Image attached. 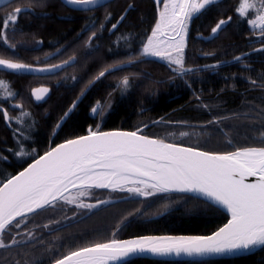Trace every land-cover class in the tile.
<instances>
[{"label": "trees", "instance_id": "16d2710c", "mask_svg": "<svg viewBox=\"0 0 264 264\" xmlns=\"http://www.w3.org/2000/svg\"><path fill=\"white\" fill-rule=\"evenodd\" d=\"M239 3L218 0L190 21L184 64L193 71L183 75L163 61L142 57L141 49L159 16L153 0H114L90 11L73 10L60 0H15L1 8L0 29L14 8L28 10L19 14L14 28L10 25L6 33L8 44L16 47L0 41V58L34 67L58 64L72 56L76 60L53 73L0 69V80L15 93L5 100L0 91V110L10 118L27 113L21 123L6 120L0 111V157L6 158H0V184L55 145L89 130L139 129L148 136L216 153L264 147L260 135L264 132V51H257L264 48V42L260 31L247 23L255 19V13L241 18L236 13ZM229 17L230 22L213 35L216 23ZM117 21V28L112 29ZM93 32L96 36L89 43ZM57 49H61L59 54L47 55ZM115 64L120 67L89 83ZM124 77L129 78L127 89L119 86ZM41 86L50 92L37 101L32 92ZM111 99L112 108L104 118L91 114L98 101L103 107ZM164 120L170 124L161 123ZM213 120L219 122L210 124ZM145 125L149 126L141 130ZM18 142L29 155H15ZM87 198L114 201L92 210L60 201L56 207L26 217L20 228L3 234L10 247L0 249V264H52L81 247L112 239L206 235L229 219L222 209L188 194L163 193L144 199L94 188ZM29 232L33 238L22 240ZM13 236L22 242L11 245ZM122 264H264V246L230 258L167 261L137 257Z\"/></svg>", "mask_w": 264, "mask_h": 264}, {"label": "snow or ice", "instance_id": "6c2138e0", "mask_svg": "<svg viewBox=\"0 0 264 264\" xmlns=\"http://www.w3.org/2000/svg\"><path fill=\"white\" fill-rule=\"evenodd\" d=\"M6 2L8 0H0V4ZM62 3L73 10L90 11L96 6H102L103 0H62ZM216 3L217 0H163L159 20L141 54L166 59L176 66L174 71L180 75L193 71L184 65L185 36L189 22ZM27 10L16 7L5 15L3 28L0 29V41L8 47H16L8 44L6 33L10 25L14 28L19 14ZM250 12L255 13V19L247 20V23L254 30L260 31L264 42V0H240L236 13L245 18ZM231 19L229 17L227 20H219L211 29L212 34H217ZM119 22L113 24L112 29L117 28ZM95 36L96 33L93 32L89 43ZM165 36L167 44L162 47L161 37ZM257 51H264V48ZM60 52L61 49H57L56 53L47 55L55 56ZM235 59L240 60L241 57ZM75 60L76 57L72 56L58 64L34 67L31 64L0 58V69L12 73H53ZM119 67V64H115L105 68L89 83H94ZM210 67L214 68L216 65ZM119 86L127 89L129 78L124 77ZM0 91L3 92L5 100L15 95L3 80H0ZM48 92V88L42 87L33 89L32 95L40 101ZM75 106L74 102L73 108ZM99 109L98 101L97 106L91 109L92 114H98ZM0 111H3L6 120L14 119L21 123L23 116L27 115L22 113L19 117L10 118L7 111ZM68 114L66 112L65 117ZM218 122L209 121L210 124ZM16 132L20 133L19 128ZM138 132L139 129L131 132L89 130L88 135L67 140L45 152L18 175L8 179L0 186V237L12 227L20 228L29 214L56 207L60 201L87 210L108 203L107 200H98L91 204L80 199L89 195L91 189L98 188L126 191L141 197L170 191L199 193L210 206L227 210L231 219L211 235L112 239L81 247L55 260L54 264H111L143 253L159 256L236 254L264 246V147L243 148L222 154L212 153L165 143L163 140L139 135ZM260 135L264 137V132ZM18 148L16 156L29 155L22 142H18ZM248 177L256 179L246 182ZM70 187L78 189L76 195H65ZM27 236L33 238L31 232ZM21 242L15 236L10 241L11 245ZM9 247V243L0 238V249Z\"/></svg>", "mask_w": 264, "mask_h": 264}, {"label": "water", "instance_id": "95a60500", "mask_svg": "<svg viewBox=\"0 0 264 264\" xmlns=\"http://www.w3.org/2000/svg\"><path fill=\"white\" fill-rule=\"evenodd\" d=\"M13 1H15V0H8V2H6V3H4V4H0V8L1 7H3V6H6L7 4H9V3H11V2H13ZM61 2H62V0H60ZM112 1H114V0H103V5L102 6H104V5H106V4H108V3H110V2H112ZM156 4H159L162 0H153ZM102 6H96L94 9H97V8H99V7H102ZM69 8H71V7H69ZM72 9V8H71ZM93 9V10H94ZM80 11H82V10H80ZM111 131H124V132H131V130H123V129H113V130H106V131H100V132H111ZM138 134L139 135H143V136H147V137H149V138H152V139H158V140H163L165 143H170V144H177V143H173V142H170V141H167L166 139H164V138H160V137H152V136H148V135H146V134H143V133H141L140 131L138 132ZM86 135H88V134H86ZM86 135H83V136H86ZM80 137V136H79ZM76 138H78V137H76ZM76 138H73V139H76ZM65 142V141H64ZM64 142H62V143H64ZM62 143H59V144H62ZM59 144H57V145H59ZM57 145H55L54 147H52V148H55ZM178 145H180V146H182V147H191V146H186V145H182V144H178ZM51 148V149H52ZM192 148H195V147H192ZM254 148H257V147H254ZM50 149V150H51ZM196 149H198V150H200V151H204V152H209V151H206V150H202V149H199V148H196ZM50 150H48V151H50ZM235 152V151H234ZM212 153H216V152H212ZM222 154V153H221ZM42 155H44V154H42ZM42 155H40V156H42ZM39 156V157H40ZM39 157H37L36 159H38ZM35 160V159H34ZM33 160V161H34ZM33 161H31L30 163H28V164H31V163H33ZM28 164L24 167V168H22L20 171H18L17 173H15L13 176H15V175H18L19 174V172H21V171H23L27 166H28ZM12 177V176H11ZM10 177V178H11ZM10 178H8V179H10ZM7 179V180H8ZM256 178L255 177H248L247 178V181L246 182H252V181H254ZM6 180V181H7ZM6 181H4L3 183H6ZM3 183L2 184H0V186H3ZM98 189V188H97ZM73 190H75V189H73V188H69V191L68 192H66L65 193V195H67L70 191H73ZM171 193H181V194H188V195H192V196H195V197H197V198H200V199H203V200H205V198L204 197H202L199 193H193V192H178V191H170ZM218 208H219V206H217ZM220 209H222V208H220ZM223 211H225L227 214H228V216H229V219H231V214L230 213H228L227 212V210H225V209H222ZM39 211H41V210H38L37 212H39ZM36 212V213H37ZM33 214H35V213H32V214H29L28 216H31V215H33ZM27 216V217H28ZM228 219V220H229ZM228 222V221H227ZM226 222V223H227ZM225 223V224H226ZM224 225V224H223ZM222 225V226H223ZM221 226V227H222ZM220 228V227H219ZM218 228V229H219ZM217 229V230H218ZM217 230H215V231H217ZM214 231V232H215ZM213 233V232H212ZM212 233H209V234H206V235H211ZM4 234V233H3ZM3 236V235H2ZM142 236H156V237H163V236H173V237H178V236H202V235H165V234H153V235H142ZM142 236H136V237H130V238H124V239H119V240H132V239H136V238H139V237H142ZM0 238H2V237H0ZM103 243H105V242H103ZM263 246H261V247H258V248H254L252 251H250V252H243V253H236V254H223V255H207V256H197V255H193V256H188V255H186V254H181V255H179V256H177V255H175V254H170V255H164V256H159V255H153V254H151V253H143V254H137V255H134V256H130V257H127L125 260H123V261H115V262H111V264H122V263H124V262H126V261H129V260H131V259H134V258H137V257H145V258H151V259H158V260H167V261H184V260H207V259H216V258H230V257H237V256H243V255H247V254H250V253H253V252H255V251H257V250H259L260 248H262ZM52 264H54V263H52Z\"/></svg>", "mask_w": 264, "mask_h": 264}, {"label": "rangeland", "instance_id": "374dc122", "mask_svg": "<svg viewBox=\"0 0 264 264\" xmlns=\"http://www.w3.org/2000/svg\"><path fill=\"white\" fill-rule=\"evenodd\" d=\"M218 1V0H217ZM14 2V1H13ZM12 3V2H11ZM10 4V3H9ZM20 3H17L16 5L18 6ZM8 5V4H7ZM6 5V6H7ZM157 6H158V12L160 13L162 10H163V0L159 3V4H157ZM3 7H5V6H3ZM3 7H1V8H3ZM0 8V9H1ZM158 20H159V16H158ZM158 20H157V22H158ZM157 22H156V24H157ZM155 24V25H156ZM189 26H190V22H189ZM155 27V26H154ZM170 31V30H169ZM188 32H189V27H188V29H187V33H186V36H185V48H184V57H185V49H186V44H187V37H188ZM151 34H152V31H151V33H150V35L149 36H151ZM161 41H162V44H161V46L162 47H164V46H166V44H167V37L165 36V37H161ZM143 49V48H142ZM142 49H141V53H142ZM142 57H147V58H151V59H155V60H160V61H163V62H165L166 64H168L170 67H172L173 69H175L176 68V66L174 65V64H170L166 59H163V58H160V57H154V56H144V55H142ZM185 65V64H184ZM42 87H44V88H48L49 89V92H50V88L49 87H46V86H41V87H38V88H42ZM38 88H35V89H38ZM49 92L45 95V97L49 94ZM44 97V98H45ZM35 98V97H34ZM80 99V98H79ZM79 99L75 102V104L77 105V103H78V101H79ZM36 100V99H35ZM41 101V100H40ZM112 105H113V99H111L110 101H109V103H107V105H105V106H101L100 105V109H99V112H98V114H92V112H91V114L93 115V116H99L100 118H104V116H105V114L112 108ZM97 106V105H96ZM76 107V106H75ZM70 109H72V111L75 109V108H73V105L70 107ZM72 111H70L69 112V110L67 111L69 114L72 112ZM68 114V115H69ZM68 117V116H67ZM67 117H65V116H63V119L61 120V122H60V124L58 125V128L60 127V125L65 121V119L67 118ZM157 123V122H156ZM160 123V122H159ZM161 123H165V124H170V122L168 121V120H164L163 122H161ZM149 125H145V126H143L142 128H141V130H144L145 128H147ZM91 131H96V130H91ZM257 148H260V147H257ZM234 152V151H233ZM104 190H110V189H104ZM77 192H78V189H75V190H73V191H70L68 194H67V196H74V195H76L77 194ZM124 192H126V191H124ZM163 193H171V192H162V193H156L155 195H153V196H156V195H160V194H163ZM129 194V193H128ZM130 196L132 195V194H129ZM132 196H135V197H141V196H136V195H132ZM87 197H89V195H87V196H83V197H80V199H82L85 203H91V204H95L97 201H95V202H91V201H88L87 199ZM150 197H152V196H150ZM150 197H141V198H144V199H146V198H150ZM107 200V199H106ZM108 201V203H111V202H113L114 200H111V199H109V200H107ZM74 205V204H73ZM76 206V205H75ZM101 206V205H100ZM99 206V207H100ZM20 234H22V233H20ZM20 236V235H19ZM18 236V237H19ZM21 238V237H20ZM28 238V236H26V237H22L21 239L22 240H26ZM19 239V238H18ZM116 240H119V239H116ZM108 242V241H107Z\"/></svg>", "mask_w": 264, "mask_h": 264}]
</instances>
